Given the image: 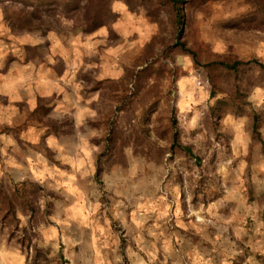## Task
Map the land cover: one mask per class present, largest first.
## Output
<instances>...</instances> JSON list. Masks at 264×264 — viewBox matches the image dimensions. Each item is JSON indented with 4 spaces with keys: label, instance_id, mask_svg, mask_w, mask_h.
Wrapping results in <instances>:
<instances>
[{
    "label": "rangeland",
    "instance_id": "1",
    "mask_svg": "<svg viewBox=\"0 0 264 264\" xmlns=\"http://www.w3.org/2000/svg\"><path fill=\"white\" fill-rule=\"evenodd\" d=\"M106 2L108 11L101 26L85 32L80 16L14 0L0 1V93L9 95L0 103V160H5L0 184L12 187L31 178L59 197L52 201L48 216L42 215L41 209L37 212L33 244L51 258L62 254L67 264H91L93 248L104 245L115 249L118 242L123 264H131L126 253L146 252L150 242L156 244L154 237L161 229L169 242L178 219L204 226L205 252H211L212 236L232 241L251 235V230L262 231L264 154L260 144L252 140L247 116L226 114L217 125L208 119L214 102L209 97L210 80L219 83L223 91L228 84L205 64L216 57L256 59L264 64V24L235 26L248 10L244 0H210L186 8L184 39L197 53L200 64H195L189 55L172 49L173 35L165 10L150 14L138 0ZM28 19H32L31 26L26 24ZM46 40L56 46H47V56L81 41L84 51L89 49L92 54L97 77H108L115 83L109 86L115 93H104L95 109L98 115L93 117L100 119V129L95 132V138L102 142L99 153L106 145L105 121H116L121 114L114 115V110L130 101V123L139 129L137 136L167 147L172 117L181 142L193 146V152L202 159L201 166L179 153L134 155L127 146L122 149L124 165L107 168V175L93 181L90 177L77 178L72 169L62 170L25 151V169L20 165L19 174L11 176L10 158L4 157L10 154L6 148L11 142L1 134L5 125L1 121L10 113L11 85L26 87L29 78L35 76L19 63L23 53L19 46L45 44ZM141 72L142 88L136 93L134 80ZM258 77L259 82L246 92V109L264 114V72ZM220 92L216 90V98L223 97ZM22 106L14 108L18 114L14 119L19 123L26 115ZM121 126L126 134L115 143L111 161L123 159L117 149L129 135V126L126 122ZM260 133L264 139V125ZM195 190L207 194L205 202L200 195L194 200ZM28 216V212L18 211L19 224L26 225ZM6 232L0 230V264H26L19 248L6 241ZM191 237L198 240L196 235ZM120 238L124 239L123 249ZM173 248H177L174 243ZM161 249L156 246L153 254L147 253V264H169Z\"/></svg>",
    "mask_w": 264,
    "mask_h": 264
},
{
    "label": "crops",
    "instance_id": "2",
    "mask_svg": "<svg viewBox=\"0 0 264 264\" xmlns=\"http://www.w3.org/2000/svg\"><path fill=\"white\" fill-rule=\"evenodd\" d=\"M46 41L45 44L23 43L19 46L23 50L19 63L29 67L35 76L29 78L26 87L18 85L15 88L11 85L10 113L1 121L5 124L1 134L11 142L10 148H6L10 154H4V157L6 160L10 158L11 176L19 174L17 170L20 165L24 166L28 157L24 152L27 151L33 154L31 157L35 156L34 159L39 157L40 160H47L49 164L65 171L72 169L77 178L90 177L95 181L100 154L98 148L102 142L95 138V132L100 129V119L94 120L93 117L98 115L95 109L104 93H115L109 88L115 83L109 81L108 77H97L91 62L92 54L89 49L84 53L81 41L72 43L73 48L61 47L62 52L52 56L46 54L47 46L51 45L49 40ZM27 47L36 48L34 58L28 56L30 52ZM51 47L56 46L52 44ZM6 96L9 95L0 93V103L5 102ZM21 105L26 115L20 123L18 120L17 123H12L11 120L16 122L14 117L18 116L14 112L15 106ZM103 119L104 117L101 120ZM3 162L5 160H0V177L3 174ZM27 180L31 178L23 182ZM76 191L82 193L78 188ZM175 225V233L169 242L161 229L154 237L155 245L150 242L146 252L141 250L136 251L137 254L134 251L126 253L128 261L131 264H147V253L151 251L153 254L158 246L165 252L166 258H169V264H264V228L262 231L258 228L251 230V235L232 241L212 236L211 252H205L202 247L205 229L201 223L192 224L190 219H178ZM192 235H196L198 240L192 239ZM173 243L177 245L175 250L172 249ZM118 244L117 242L115 249H108L104 245L93 248L91 264H123ZM160 254L165 258L163 253Z\"/></svg>",
    "mask_w": 264,
    "mask_h": 264
},
{
    "label": "trees",
    "instance_id": "3",
    "mask_svg": "<svg viewBox=\"0 0 264 264\" xmlns=\"http://www.w3.org/2000/svg\"><path fill=\"white\" fill-rule=\"evenodd\" d=\"M6 1V0H0ZM25 6H35L36 8L44 9H59L63 13H71L75 16H80L84 25L85 32H92L99 28L103 23V18L107 14L106 0H14ZM85 4L81 5V2ZM127 1V0H125ZM144 10L150 14L160 13L165 10L169 16V23L173 35V50L189 55L195 64H200L197 53L194 49L188 46L184 37V29L187 25L186 8L195 6L196 4H205L210 0H138ZM212 1V0H211ZM224 1V0H215ZM247 6V12L236 20V27L243 28L245 25L259 23L264 24V0H244ZM32 19H28L26 24L31 26ZM32 29V28H30ZM30 52L28 56L34 58L36 48L27 47ZM26 55V57H28ZM205 68L211 69L226 79L228 84L227 91H223L219 83L210 80L212 88L210 99H213V104L209 107L208 119L213 125L219 124L221 118L226 114H231L237 117L247 116L248 127L252 140L260 144L264 154V139L260 133V129L264 125V114L246 109L248 89L259 82L258 75L264 72V64L256 59L240 60L230 57H216L212 61L205 64ZM128 73L130 71H127ZM141 74L134 80L133 91L138 92L142 88ZM258 74V75H256ZM130 75V74H129ZM130 77V76H129ZM131 78V77H130ZM130 80V79H129ZM219 89L223 97L216 98V90ZM125 98V97H123ZM127 99V98H126ZM130 101H126L122 106L118 107L113 114H121L116 121H105L107 126V137L105 139L104 150L99 154L98 162L95 171V180L100 181L102 175L107 172V168L113 165H124L125 159L123 148L130 146L134 155L148 156L153 153L157 156H162L165 153L170 156L179 153L183 157L191 158L194 163L201 166L202 159L193 152V146L183 144L176 129V120L170 117V132L169 142L167 147L162 148L148 142L145 138L142 139L138 135L139 129L133 123L131 125V117L133 109L130 108ZM116 118V117H115ZM126 122L129 126V135L120 143V148L117 149L122 160H112V151L118 138L126 134L123 131L122 123ZM161 136L162 134H156ZM131 138V141H129ZM160 138V137H159ZM146 141V142H145ZM130 142V143H129ZM48 153V152H47ZM49 155V154H48ZM102 158L103 161H102ZM201 196L205 202L207 194L201 192L198 194L196 190L193 192L194 200ZM59 199L53 191L44 188L40 183L27 180L22 184L15 186H7L0 184V210L2 216L0 219V230H7L5 236L8 243H14L25 256L26 264H67L63 255L60 254L56 258H51L48 252L38 248L33 244L34 229L36 225L37 212L41 209L44 216H48L53 209V200ZM185 210L186 208L183 207ZM18 211H26L29 213L28 223L20 225L17 217ZM120 247H124V239L120 238Z\"/></svg>",
    "mask_w": 264,
    "mask_h": 264
}]
</instances>
